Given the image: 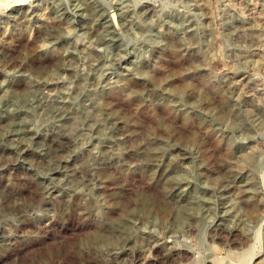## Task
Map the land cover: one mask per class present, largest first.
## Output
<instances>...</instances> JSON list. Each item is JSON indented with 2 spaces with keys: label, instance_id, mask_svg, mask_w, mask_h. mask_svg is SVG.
Returning <instances> with one entry per match:
<instances>
[{
  "label": "rangeland",
  "instance_id": "374dc122",
  "mask_svg": "<svg viewBox=\"0 0 264 264\" xmlns=\"http://www.w3.org/2000/svg\"><path fill=\"white\" fill-rule=\"evenodd\" d=\"M255 1L0 0V264H107L143 234L247 264L231 229L261 258Z\"/></svg>",
  "mask_w": 264,
  "mask_h": 264
},
{
  "label": "bare ground",
  "instance_id": "6f19581e",
  "mask_svg": "<svg viewBox=\"0 0 264 264\" xmlns=\"http://www.w3.org/2000/svg\"><path fill=\"white\" fill-rule=\"evenodd\" d=\"M227 1H231V0H227ZM249 1H251V0H249ZM198 2H200V1H198ZM237 2H239V1H237ZM259 2L261 3L262 6L264 5V0H260ZM225 4H226V2H225ZM243 7H244V5H243ZM227 9L229 10V8H227ZM186 11H188V10H186ZM236 11L233 12V10H232V12L234 13V15L237 18V22H239V23L244 22L245 18H243L242 14H240ZM181 16H182V14H181ZM247 16H249V15H247ZM200 29H201V27H200ZM244 160H246V159H244ZM173 181H175V180H173ZM174 183H176V182H174ZM262 221H264V217H262V219L260 220V223ZM195 222L198 224V226H201L202 219L200 217L196 218ZM223 229H224V226H222V225L218 226L216 234H218V235L221 234ZM228 233L230 234L231 237H230V239H228V241H226L227 242L226 246L228 247L226 254L230 253V254H232V256L237 257L239 259H240V256L243 255L244 257L247 258V264H264V254L261 256L260 259L256 258V260H254L253 263H251V261L254 257V254H253V248H252V245H251L249 239L243 238L242 235L239 234L238 232H236L234 229L229 230ZM141 239H142L141 243L133 242V246H131V247H127V245L125 243H123V244L117 245L111 249L105 250L103 253V257L102 256L101 257L104 258V260L107 262V264L108 263H110V264H200L197 261V259H194L195 257L193 255L192 251L180 248L176 245H168V244H166L165 239L162 238L161 236L151 235V234H143ZM108 244H109V242H108ZM230 249H235V250L231 251ZM235 261L225 258L224 256L220 255V252H219L216 255L209 256L207 258V260L206 261L204 260V262L201 264H234Z\"/></svg>",
  "mask_w": 264,
  "mask_h": 264
}]
</instances>
